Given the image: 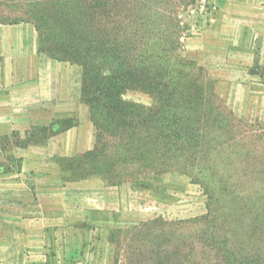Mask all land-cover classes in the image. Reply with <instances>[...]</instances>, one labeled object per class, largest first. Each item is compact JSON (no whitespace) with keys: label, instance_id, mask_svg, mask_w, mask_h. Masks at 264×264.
I'll return each mask as SVG.
<instances>
[{"label":"rangeland","instance_id":"rangeland-1","mask_svg":"<svg viewBox=\"0 0 264 264\" xmlns=\"http://www.w3.org/2000/svg\"><path fill=\"white\" fill-rule=\"evenodd\" d=\"M201 1L75 0L77 7L85 6L83 20L94 22L92 29L112 26V15L119 22L131 15L179 58L186 39L212 24ZM32 4L0 0V24H24L39 43L38 31L24 21ZM186 61L191 64L182 72L190 71L199 82L208 79L202 89L220 106V122H209L210 128L219 127L214 137L206 136L202 125L203 141H212L213 149L201 151L192 168L180 163L155 170L108 169L110 158L93 160L89 153L41 161L26 177L25 238L17 237L11 222L4 264H264V64L224 63L229 72L218 84L204 67ZM122 98L146 107L153 103L140 91L128 90ZM27 132L20 141L11 133L14 144L7 150L41 147L53 131ZM5 156L7 168L20 164L11 153ZM22 243L25 251L18 253Z\"/></svg>","mask_w":264,"mask_h":264},{"label":"trees","instance_id":"trees-1","mask_svg":"<svg viewBox=\"0 0 264 264\" xmlns=\"http://www.w3.org/2000/svg\"><path fill=\"white\" fill-rule=\"evenodd\" d=\"M32 2L23 15L40 34L39 51L82 70L81 101L95 129L90 158H110L108 169L155 170L180 163L192 168L201 151L213 149L201 135L204 124V134L214 137L219 127L210 128L209 122L221 120L214 94L202 89L208 79L199 82L190 71L182 72L191 63L171 54L160 36L151 37L145 21L123 14L119 22L112 15V26L92 29L94 22L83 20L85 6L77 7L75 0ZM128 90L147 94L152 105L126 102L122 96Z\"/></svg>","mask_w":264,"mask_h":264},{"label":"crops","instance_id":"crops-1","mask_svg":"<svg viewBox=\"0 0 264 264\" xmlns=\"http://www.w3.org/2000/svg\"><path fill=\"white\" fill-rule=\"evenodd\" d=\"M214 3L212 24L186 39L181 56L204 67L220 84L229 72L224 63L264 64V0ZM26 27L0 24V264L9 247L11 222L17 224V237L25 238L27 175L36 173L41 161L89 153L96 142L88 107L81 101L80 66L39 51ZM63 122H71L70 127L59 129ZM35 127L53 131L41 147L13 145L7 150L14 144L11 133L25 140ZM6 153L19 160L16 168L4 165ZM10 209L19 212L11 214ZM23 245L17 246L18 253L25 251Z\"/></svg>","mask_w":264,"mask_h":264},{"label":"built area","instance_id":"built-area-1","mask_svg":"<svg viewBox=\"0 0 264 264\" xmlns=\"http://www.w3.org/2000/svg\"><path fill=\"white\" fill-rule=\"evenodd\" d=\"M200 9H201V11H204V9H205V11L208 12V15L211 17L210 20L214 19L216 9H215V6H213V4H211L210 0H202L200 2ZM198 30H200V28Z\"/></svg>","mask_w":264,"mask_h":264}]
</instances>
